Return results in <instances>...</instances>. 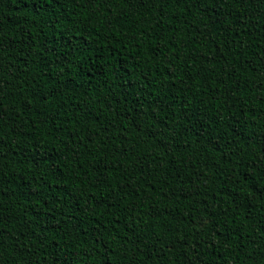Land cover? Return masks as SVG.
<instances>
[{"label":"trees","instance_id":"16d2710c","mask_svg":"<svg viewBox=\"0 0 264 264\" xmlns=\"http://www.w3.org/2000/svg\"><path fill=\"white\" fill-rule=\"evenodd\" d=\"M0 264H264V0H0Z\"/></svg>","mask_w":264,"mask_h":264}]
</instances>
